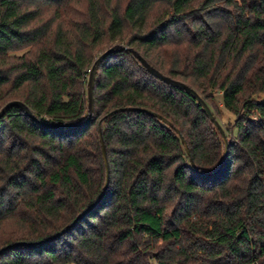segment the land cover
<instances>
[{"label": "trees", "instance_id": "trees-1", "mask_svg": "<svg viewBox=\"0 0 264 264\" xmlns=\"http://www.w3.org/2000/svg\"><path fill=\"white\" fill-rule=\"evenodd\" d=\"M115 44L199 95L223 161L196 100L129 53L99 63L88 117ZM13 100L37 121L0 118V248L27 243L0 264H264V0H0V109ZM128 107L171 126L107 116Z\"/></svg>", "mask_w": 264, "mask_h": 264}, {"label": "water", "instance_id": "water-1", "mask_svg": "<svg viewBox=\"0 0 264 264\" xmlns=\"http://www.w3.org/2000/svg\"><path fill=\"white\" fill-rule=\"evenodd\" d=\"M117 52H125V53H129L131 54L140 64L141 66L146 70L147 73H149L151 76H153L154 78L158 79L159 81L164 82L165 84L171 85L177 89L183 90L185 92H187L188 94H190L195 100L196 102L202 107V109L204 110V112L206 113L207 117L209 118V120L214 124V126L217 128V130L219 131V133L222 136L223 139V144H224V151H223V159L224 160L226 153H227V139L224 135V132L220 126V124L215 120L210 108L208 107V105L199 97V95L193 90L191 89L189 86L185 85L184 83L171 79L163 74H161L159 71H157L156 69H154L153 67H151L136 51H134L132 48L129 47H125L122 45H118L115 44L113 46H111L110 48H108L107 50H105L103 53H101L93 62L91 69L89 71L88 74V79H87V100H88V117L91 116L92 111H93V86H94V79H95V74L97 71V67L99 65V63L101 61H103L109 54L111 53H117ZM12 107H18L20 108L28 117H30L32 120H36L35 116L31 113V111L20 101L17 100H13V101H9L7 102L1 109H0V118ZM136 110H141V111H145L147 114H150L152 116H155L159 119H161L164 123L168 124L169 126H171L170 123H168L164 118H162L161 116L149 111V110H145V109H138V108H132V107H128V108H120V109H116L111 111L110 113H108L107 116L118 112V111H136ZM59 127L61 126H71V124H65V125H57ZM98 135H99V142H100V147H101V155H102V159H103V163H104V168H105V181H104V185L102 188V191L100 193V195L98 196V199L102 196V194L104 193L107 185H108V179H109V167H108V162H107V157H106V150H105V145L101 136V129L100 126L98 125ZM181 141L182 138H180ZM186 152L188 153V150L186 148ZM221 161V163H222ZM97 199V200H98ZM84 212H82L81 214H79L77 216V218H79L82 214H84ZM68 228V227H67ZM66 228V229H67ZM56 236V235H55ZM48 240V239H47ZM27 245V243L24 242H16L10 245H7L5 247L0 248V255L11 249L14 247H18V246H24Z\"/></svg>", "mask_w": 264, "mask_h": 264}, {"label": "rangeland", "instance_id": "rangeland-1", "mask_svg": "<svg viewBox=\"0 0 264 264\" xmlns=\"http://www.w3.org/2000/svg\"><path fill=\"white\" fill-rule=\"evenodd\" d=\"M226 119H228V118H227L226 114H224V115L222 116V118L220 119V121H221V122H224ZM229 119H231V118H229Z\"/></svg>", "mask_w": 264, "mask_h": 264}]
</instances>
